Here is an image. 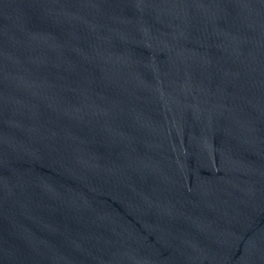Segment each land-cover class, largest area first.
Returning <instances> with one entry per match:
<instances>
[{
    "label": "water",
    "instance_id": "95a60500",
    "mask_svg": "<svg viewBox=\"0 0 264 264\" xmlns=\"http://www.w3.org/2000/svg\"><path fill=\"white\" fill-rule=\"evenodd\" d=\"M0 264H264V0H0Z\"/></svg>",
    "mask_w": 264,
    "mask_h": 264
}]
</instances>
